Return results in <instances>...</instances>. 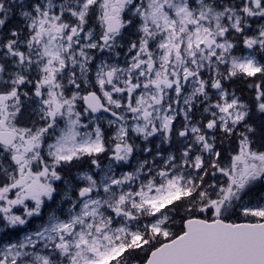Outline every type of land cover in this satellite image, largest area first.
<instances>
[{
    "label": "rangeland",
    "instance_id": "obj_1",
    "mask_svg": "<svg viewBox=\"0 0 264 264\" xmlns=\"http://www.w3.org/2000/svg\"><path fill=\"white\" fill-rule=\"evenodd\" d=\"M89 2L85 0L84 5ZM198 5H202L199 16ZM85 10L83 7L73 15L83 21ZM135 15L139 17L141 27H159V31L154 33L160 38L154 60L158 65L164 64L173 76L188 71L195 76L205 72L211 77L217 76L221 83H229L237 74L263 73V27L243 30L238 23L241 17L233 16L228 8L218 10L216 5L206 0H142ZM225 17L229 19L228 23L224 21ZM56 20L57 17L52 15L37 17L28 29L22 49L16 50L15 59L16 78L24 76L31 82L38 80L47 101L58 97L56 107L61 123L57 118L49 123L41 138L43 142L37 147L46 157H53L55 173L44 177L45 188L38 210L41 220L30 218L13 224L18 234L12 240L0 243V260L6 264H141L162 236L176 230L193 215L199 214L208 219L225 217L253 221L264 218V194H250L242 198L243 195L232 193L220 184L221 178L196 176L186 169L189 164L187 154L179 157L170 153L164 156L161 137L156 139L152 131L135 128L133 131L142 135L143 147L131 146L128 138L127 147L121 152L114 151L115 158L102 168L98 176L86 171L70 173L65 170L73 164V160H81L83 150H73V133L78 135L79 129L74 119L67 120L66 111L73 109L65 103L73 99V106H76L80 90L86 85L93 86L87 76L94 78L100 93L112 103H117V98H112L105 86L104 58L100 60L97 57L93 67L88 65L86 69V64L92 61L88 49L93 47L101 52L108 46H102L97 40L90 42L91 33H86L85 41H80L78 46L67 44L56 33ZM231 29L235 42L226 38ZM205 35L217 40L215 48L201 47L200 42ZM176 50L183 54L181 61L176 57ZM191 51L200 52L198 69L192 64ZM21 52L31 60L21 63L17 58ZM225 52L231 54L225 55ZM52 60L54 64L50 65ZM57 65L62 69H53ZM161 70L159 66L155 73H161ZM137 71H142L141 66ZM193 84L191 81L189 87L199 90L197 86L192 87ZM61 86L72 90L70 94L64 91L65 99L59 92ZM216 96L221 104L218 109L223 119L236 104V98L224 84L218 88ZM31 97L36 106L30 102V110L42 109L45 112L33 93ZM123 131L125 128L121 127L115 132L116 139H121ZM78 138L77 142L81 143ZM98 143L101 150L108 149L99 138ZM145 148L149 149L148 152L138 156ZM119 154L123 155L122 158L118 157ZM99 157H96L98 162ZM196 160L199 165V158ZM161 171L164 173L161 174ZM114 182L116 185H112ZM82 183H85L84 186H81ZM82 187L90 189L92 195L84 198L74 195ZM61 194L66 195L65 202ZM163 204L169 206L164 218L151 220ZM42 209L48 213L47 217L42 215ZM164 222L167 227L161 228L160 224ZM40 247H46L47 251L40 254L32 252Z\"/></svg>",
    "mask_w": 264,
    "mask_h": 264
},
{
    "label": "flooded vegetation",
    "instance_id": "obj_2",
    "mask_svg": "<svg viewBox=\"0 0 264 264\" xmlns=\"http://www.w3.org/2000/svg\"><path fill=\"white\" fill-rule=\"evenodd\" d=\"M77 1L0 0V243L17 236V229L12 227L16 222L30 218L41 220L38 210L45 188L44 177L55 173L53 157H46L37 147L43 142L41 138L46 126L56 118L61 123L57 101L45 100L38 80L31 82L23 76L16 78L14 66L16 49H22L30 25L42 14L57 17L56 31L63 42L77 46L86 33H91L90 42L105 39L102 44L108 46L100 53L105 59L104 65L112 72L111 82L105 86L117 98V103L100 95L95 86H85L81 90V102L73 107L81 143L77 142L75 132L73 150H83L81 160L75 159L69 166L70 173L86 171L98 176L109 159L115 158L114 151L121 152L125 148L129 137L132 146L143 147L142 135L133 131L139 128L152 131L156 139L161 137L164 156L187 154V170L196 176L221 178L220 184L232 193L243 195L242 198L263 193L264 67L260 75L237 74L229 83H221L217 76L211 77L205 72L198 76L192 71L173 76L164 65H161L160 74L155 73L160 66L154 60L160 38L154 33L159 27L139 25V17L135 14L142 0H90L85 6L83 21L73 15L78 10ZM215 3L218 10L228 8L233 16H240L238 23L243 30L255 26L264 30V0H215ZM112 16L121 23V30L117 35L105 36L106 23ZM224 21L228 23L229 19L225 17ZM205 38L206 35L200 42L204 49ZM208 38L213 41L211 48H215L217 40L212 36ZM230 38L236 41L234 37ZM142 45L144 58L139 59L137 49H142ZM89 52L94 53L93 47ZM190 56L194 59L193 66L198 69L200 52L192 51ZM19 59L21 62L31 60L22 52ZM143 64L145 71L137 75L138 67ZM88 65L93 67V62L87 64V68ZM124 69L130 71L122 74ZM87 78L94 85V78ZM191 81L194 82L192 87L197 86L198 91L189 87ZM223 84L236 98V104L222 119L216 92ZM32 93L45 112L30 110V102L36 106ZM93 93L97 94L99 105L103 104L107 111L94 114L85 108L84 100L91 103L88 97ZM116 126L128 129L123 132V143L112 137L111 128ZM97 128L104 130L99 139L107 150H101L99 143L94 141L98 138ZM148 150L143 149L138 156ZM97 156H100V162ZM122 156L118 155L119 158ZM196 158L201 162L199 165ZM93 166L96 168L92 169ZM83 189L92 193L82 187L74 195H79ZM42 210V215L47 217L48 213ZM180 227L162 239L174 236Z\"/></svg>",
    "mask_w": 264,
    "mask_h": 264
},
{
    "label": "water",
    "instance_id": "obj_3",
    "mask_svg": "<svg viewBox=\"0 0 264 264\" xmlns=\"http://www.w3.org/2000/svg\"><path fill=\"white\" fill-rule=\"evenodd\" d=\"M185 231L151 251L143 264H264V221L190 219Z\"/></svg>",
    "mask_w": 264,
    "mask_h": 264
},
{
    "label": "bare ground",
    "instance_id": "obj_4",
    "mask_svg": "<svg viewBox=\"0 0 264 264\" xmlns=\"http://www.w3.org/2000/svg\"><path fill=\"white\" fill-rule=\"evenodd\" d=\"M101 200H102V198H101ZM99 227L102 228L103 226H99ZM44 252H45V248L44 247H40L39 250L36 251L37 254L44 253ZM28 261H30V260H28Z\"/></svg>",
    "mask_w": 264,
    "mask_h": 264
}]
</instances>
